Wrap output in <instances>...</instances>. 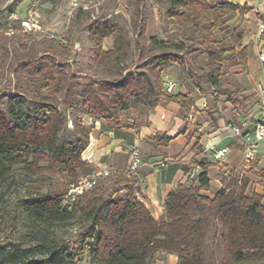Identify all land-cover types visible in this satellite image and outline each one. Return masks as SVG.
<instances>
[{"label": "trees", "instance_id": "1", "mask_svg": "<svg viewBox=\"0 0 264 264\" xmlns=\"http://www.w3.org/2000/svg\"><path fill=\"white\" fill-rule=\"evenodd\" d=\"M167 1L168 15L188 28L184 42H163L172 50L154 53L146 43L156 44L158 40L139 28L137 48L140 56L147 55L143 68L126 71L112 81L84 85L83 115L92 119L90 124L79 118L67 128L68 120L59 106L72 107L79 82L76 74L67 71L64 59L44 52L42 58L32 55L20 65L10 66L15 79L13 94L17 91L22 95L32 85L38 106L28 112L26 103L18 100L8 107V113L0 106V185L11 176L15 165L30 174L66 172L70 177L77 169L90 167L81 153L94 123L118 125V111L131 103H139L146 110L174 101L185 115L195 109L194 98L186 93L161 91L164 69L179 61V52L190 55L196 49L192 46L195 38L209 37L214 29L226 27L228 12L248 8L223 0ZM140 16L138 0L135 20L140 22ZM110 36H114L112 46L105 50L102 41ZM88 39L92 62L100 65L111 60L119 66L126 60L129 41L122 26L95 20L89 26ZM197 48L216 62L219 70L224 59L233 58V48H213L203 42ZM61 49L67 52L69 46ZM67 129L74 138L70 149L58 140ZM43 160L46 165L40 164ZM196 163L200 171L190 177L189 184H178L169 191L164 214L158 220L138 198L134 174L127 177L124 170H115L70 204H62L67 184L61 192L56 189L49 195L25 199L22 211L28 231L18 244L0 242V264H75L78 255L85 256L89 264H150L158 251L174 254L177 264H264V192L251 190L249 178L228 169L219 174L221 188L208 195L201 191L209 188L208 164ZM76 217H83L85 225L80 246L73 248L58 240L54 229L65 227ZM4 219L0 212V224Z\"/></svg>", "mask_w": 264, "mask_h": 264}, {"label": "rangeland", "instance_id": "2", "mask_svg": "<svg viewBox=\"0 0 264 264\" xmlns=\"http://www.w3.org/2000/svg\"><path fill=\"white\" fill-rule=\"evenodd\" d=\"M136 1L138 0H0V106L4 111L8 113V107L18 100L26 103L28 112L36 110L37 98L33 94L35 88L32 85L22 95L17 91L13 94L15 79L10 66L20 65L21 61L32 55L42 58L43 53L48 52L50 56L64 59L68 64L67 71L76 74L79 82L72 107L59 106L68 120L67 128L71 129V121L79 118L90 124L92 119L83 115L81 91L84 85L89 81H112L126 71L138 72L143 68L147 55L140 56L137 48L139 28H143L146 36H154L158 40L156 44L150 41L146 43L147 48L154 53L172 50L170 46L162 45L163 42H184V35L188 33L185 25L168 15L167 0H139L140 22L134 17ZM263 11L251 12L247 17L242 11L228 12L226 27L222 30L214 29L209 37L195 38L192 46L196 49L190 55L179 52V61L164 69L163 75L179 83L173 93L187 91L194 99L205 103H200L198 113L195 114L196 121L209 115L215 118L237 111L241 107L238 100L240 92L252 89L254 81H251L249 75L251 71L260 68L259 61H256V48L254 49L257 28L255 18L260 19ZM95 20H110L123 27L129 47L126 60L119 66L111 60L100 65L92 62V43L88 39V29ZM113 39L114 36L103 39L102 47L105 50L111 48ZM25 42L26 47H23ZM201 42L213 48H233V58L224 59L219 70L216 62L197 48ZM66 44L69 49L63 53L61 46ZM226 101H230L232 107L225 106ZM97 123H94L95 126ZM107 124L105 122L104 125L108 126ZM68 129L61 132L58 138L59 144L65 149H70L69 144L74 142L73 134ZM99 131L95 127L91 130L88 144L81 153L83 160L87 161L88 146L94 143ZM40 164L46 165L47 161L43 160ZM88 164L90 167L77 169L75 176L71 177L66 172L30 174L21 165H15L11 176L0 185V212L5 215L4 222L0 224V242L18 244L22 235L28 231L22 211L25 199L49 195L56 189L61 192L67 184L62 204H70L98 183H102L104 177L115 172L109 168L96 169L95 165ZM90 168L94 169L89 171ZM104 170L109 173L96 175L97 171ZM84 180L91 181V185H83V192L74 196L73 188ZM84 202L82 200L81 204ZM84 225L85 219L76 217L65 227L55 228V237L68 243L69 247H79ZM74 260L75 264H89L85 256L78 255ZM157 261L159 264H169L166 254L161 251L153 254L150 264H156Z\"/></svg>", "mask_w": 264, "mask_h": 264}, {"label": "crops", "instance_id": "3", "mask_svg": "<svg viewBox=\"0 0 264 264\" xmlns=\"http://www.w3.org/2000/svg\"><path fill=\"white\" fill-rule=\"evenodd\" d=\"M223 1L248 8V11H243L246 17L251 12L258 13L264 10V0ZM255 55L258 61L257 52ZM259 69L251 71L249 75L251 81H254L252 89L240 92L238 100L241 107L237 111H230L228 116H216L215 124L208 117H200L201 119L196 121L195 114L202 103L196 99L193 119L185 115L177 102L171 101L160 102L146 110L139 103H131L127 109L118 111L119 124L113 127L96 121L98 123L97 126L94 124V127L100 131L94 143L88 146L86 156L88 163L101 170L107 168L114 171L125 170L131 162V148L136 146L140 157L139 166L134 172L137 181L136 194L155 220L164 214V201L169 191L178 184H189L190 177L200 171L196 162L208 164L206 170L209 188L201 190L208 195H213L221 188L219 174L228 169L239 171L249 178L251 190L263 193L264 154H260L253 164H244L242 139L230 132L232 126L240 125L242 121L248 122L245 130L251 131L259 115L256 93L254 95ZM178 92L191 96L187 91ZM226 105L232 104L226 101ZM220 151L222 155L216 156ZM185 168H190V172H184ZM162 253L166 254L169 264H177V257L174 254ZM159 263L157 261L156 264Z\"/></svg>", "mask_w": 264, "mask_h": 264}, {"label": "built area", "instance_id": "4", "mask_svg": "<svg viewBox=\"0 0 264 264\" xmlns=\"http://www.w3.org/2000/svg\"><path fill=\"white\" fill-rule=\"evenodd\" d=\"M263 17L257 19V28L255 35V47L257 52V58L259 61V79L255 84V93L258 99L259 115L252 125L251 131H246L248 126L247 121H242L240 125L232 126L230 132L232 135L241 137L244 145V156L243 163L246 165L253 164L254 160L260 155L264 154V12ZM179 86V83L169 78L167 75L162 76L161 91L163 93H173L174 90ZM189 119L194 118V111L191 109L187 114ZM131 162L128 167L124 170V174L127 177H131L137 167L139 166V152L136 146L131 148ZM222 155V151L217 152L216 156ZM107 175L109 172L104 170L103 172L97 171L96 175L102 174ZM83 185L90 186L91 181L84 180L73 188L74 196L79 195L83 192ZM73 196V198H74Z\"/></svg>", "mask_w": 264, "mask_h": 264}]
</instances>
